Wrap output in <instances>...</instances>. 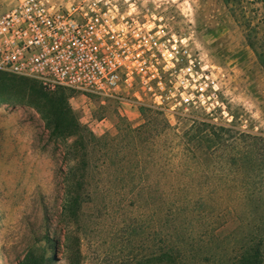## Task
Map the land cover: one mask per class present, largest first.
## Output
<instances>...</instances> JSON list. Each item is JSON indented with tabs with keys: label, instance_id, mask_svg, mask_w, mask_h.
Masks as SVG:
<instances>
[{
	"label": "rangeland",
	"instance_id": "374dc122",
	"mask_svg": "<svg viewBox=\"0 0 264 264\" xmlns=\"http://www.w3.org/2000/svg\"><path fill=\"white\" fill-rule=\"evenodd\" d=\"M18 1L0 0V16ZM149 4L224 67L228 115L166 119L66 88L97 138L90 167L71 172L75 138L53 136L36 101L0 102V264L41 247L53 264H160L166 250L177 264H234L257 245L264 264V0Z\"/></svg>",
	"mask_w": 264,
	"mask_h": 264
},
{
	"label": "built area",
	"instance_id": "2783aa9c",
	"mask_svg": "<svg viewBox=\"0 0 264 264\" xmlns=\"http://www.w3.org/2000/svg\"><path fill=\"white\" fill-rule=\"evenodd\" d=\"M152 2L19 0L0 16V71L168 118L189 110L228 115L224 67L202 61Z\"/></svg>",
	"mask_w": 264,
	"mask_h": 264
},
{
	"label": "trees",
	"instance_id": "16d2710c",
	"mask_svg": "<svg viewBox=\"0 0 264 264\" xmlns=\"http://www.w3.org/2000/svg\"><path fill=\"white\" fill-rule=\"evenodd\" d=\"M64 89L66 88L59 87L55 91H49L38 80L0 71V102L11 101L10 99L36 101L35 103L41 109L46 125L51 129L53 136L61 137L62 140L75 138L69 151L73 153L72 160L77 163L75 164L77 166L74 165L71 172L80 170V166L83 167V170L88 169L93 158L94 149L92 150L91 145L97 138L85 126L81 125L70 106L69 96L63 91ZM142 108L145 107L142 106ZM159 112L166 118L161 111ZM156 120L155 116L149 118V121L153 123ZM67 199L69 211L75 210L77 213L81 209L80 198L70 193ZM52 242V239L48 237V245H51ZM157 259L160 264H177L178 262L169 250L163 251ZM54 260L53 255H48L47 248L41 247L35 250L31 249L19 264H53ZM262 262L263 251L261 246L257 245L244 251L234 264H261Z\"/></svg>",
	"mask_w": 264,
	"mask_h": 264
}]
</instances>
